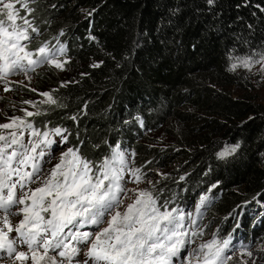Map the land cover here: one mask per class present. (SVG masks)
Returning <instances> with one entry per match:
<instances>
[{
    "label": "trees",
    "instance_id": "trees-1",
    "mask_svg": "<svg viewBox=\"0 0 264 264\" xmlns=\"http://www.w3.org/2000/svg\"><path fill=\"white\" fill-rule=\"evenodd\" d=\"M25 2L31 12L14 10L38 29L29 28L35 48L63 47L57 60L75 71L55 85L57 103L30 118L34 128L67 132L93 169L117 149L139 171L167 169L156 182L160 205L199 221L210 209L222 240L260 243L264 108L224 88L239 59L264 54V0ZM162 130L169 147L147 137Z\"/></svg>",
    "mask_w": 264,
    "mask_h": 264
},
{
    "label": "snow or ice",
    "instance_id": "snow-or-ice-1",
    "mask_svg": "<svg viewBox=\"0 0 264 264\" xmlns=\"http://www.w3.org/2000/svg\"><path fill=\"white\" fill-rule=\"evenodd\" d=\"M18 2L28 9L25 0ZM0 7L6 10V15L0 14V82L6 84L7 76L17 71L27 75L29 69L34 70L44 63L63 67L57 60V53L64 52L63 47L53 52L43 44L35 51L28 50L25 42H31L33 38L29 28L37 34L38 29L26 16L19 17L22 23H17L19 11H13V3L0 0ZM9 90L6 86L5 91ZM41 95L47 98L41 103H57L51 93ZM25 103L36 107L32 101ZM24 111L29 117L40 114ZM0 129H15L7 135L0 133V252L16 261L31 259L33 264H65V261L72 264L81 251L66 243L74 240L86 249V258L78 264H171L172 257L178 256L185 244L183 237L187 236V232L180 231L184 227L183 215L161 211V208L166 209V204L157 206L156 198L146 190L139 191L124 212L117 211L123 203L120 193L136 191L121 185L127 161L118 149L113 151L111 158L96 166L95 171L91 162L79 155L78 149H68L45 175L38 161L45 155L44 147L52 143L48 133L41 134L30 121L19 116L0 124ZM22 129H29L32 136L42 135L43 138L30 142V146L25 145ZM54 131L62 135L60 128ZM13 145L21 150L9 151ZM29 167L31 171L26 170ZM138 172L139 169L133 170L134 175ZM14 176L16 180H13ZM139 180L140 176L136 175V181ZM33 183L39 186L23 191L27 184ZM18 185L20 196L16 193ZM204 199L201 198V204ZM21 205L23 207H19ZM14 208L18 210L13 211ZM106 215L110 219H106ZM10 216L22 218L14 224ZM105 223L107 227H99L94 234L73 231L86 224L100 226ZM13 232L16 236L10 238ZM228 244V240H213L201 244L198 251L190 255H194L197 264L201 259L203 264H226L224 251ZM21 246L27 251L18 250ZM50 251L56 255L49 256ZM58 257L64 259L58 260Z\"/></svg>",
    "mask_w": 264,
    "mask_h": 264
},
{
    "label": "rangeland",
    "instance_id": "rangeland-1",
    "mask_svg": "<svg viewBox=\"0 0 264 264\" xmlns=\"http://www.w3.org/2000/svg\"><path fill=\"white\" fill-rule=\"evenodd\" d=\"M5 2H11L14 4V6L20 4L21 8H24L22 7V4L18 2V0H5ZM13 11L15 12L14 9ZM0 14L6 15V10H3L2 7H0ZM17 23H20L19 17H17ZM35 42V38H32L31 42H25L28 43V50L35 51ZM58 62L62 63V60H58ZM245 62H247V66H245ZM72 71L75 72L74 69H68L64 64L62 68H57L52 63H44L36 66L34 70L29 69L27 71V75L19 71L9 74L7 76L6 84L5 82H0V124L8 123L12 117L19 116L26 119L27 121H30L31 117L38 116H26L24 110L33 113H41L43 110L45 112L52 104L41 103V101L47 99L46 97L42 96L41 93H52L56 84L68 81L66 77H69ZM233 72L236 74V82L233 85H228L224 88V90H229L232 96L236 99L248 98L253 102V104L264 108V54L255 55L250 58L239 59L235 63ZM56 80L58 82H56ZM6 86L10 89L9 91H5ZM25 101L34 102L36 107H33L32 104L25 103ZM260 111L262 110L260 109ZM13 130L15 129H0V133L7 135L9 131ZM21 131L23 132L22 143L25 145L30 146V142H34L43 138L42 135L40 137L32 136L30 134L31 130L29 129H22ZM38 132L41 134L47 132L48 139L52 141L51 145L48 147L41 145V147H44L45 155L38 161L46 175L47 172L60 161L62 153L66 152L68 149H75L73 148V145L68 142L67 132L62 133V135L56 134L54 130H38ZM149 136H155L159 141L164 142V145L162 146L169 147L172 144V139L166 134L165 130L155 134H150L147 137ZM13 149L17 151L21 150L19 146L13 145L9 151H12ZM39 150L40 149H37V151ZM120 152L124 154V158L127 161V166L125 167L123 173L121 185L126 189L136 190L120 193L123 203L119 206L117 211L124 212L127 209L128 204L133 203L137 198L139 191H149L152 193L153 197L156 198L157 180L163 176H171V174L167 169L155 168L151 166L150 168H144L142 171H139L136 174L140 176V180L137 182L136 175L133 174V170L137 169L133 154L126 153L124 151ZM100 164H97L96 166ZM26 170L31 171V168L29 167ZM94 170L95 169H93V171ZM182 177H184V175ZM16 179L17 177L14 176L13 180ZM37 186L39 185L36 183L27 184L23 191L26 192L28 188L34 189ZM16 193L18 196L21 195V189L19 188V185L17 186ZM199 201H201V198L195 203V205ZM156 202L157 206H159L160 204L159 201H157V198ZM28 203H30V201H28ZM163 204L164 203L162 202V205ZM166 206V209L161 208V211L168 210L172 211L173 215H183L184 227L181 228L180 231L187 232V236L183 237L185 244L181 248L178 256L172 257L171 264H189V260H191V264H197V260L194 258V255H190V253L197 252L201 244H206L213 240H217L219 242L224 241L220 236H218L217 227L211 220L213 216L210 217V219L207 218L210 209L205 214H203L199 221L197 220L195 211L190 212L188 209H182L175 205L166 204ZM19 207L23 206L21 205ZM16 210L18 209H13V211ZM44 215L47 216V214ZM21 218L22 216L9 217V219L12 220L14 224L18 223ZM106 219H110V216L106 215ZM190 221H194V223H191ZM211 225L212 229L210 228ZM99 227H107V224L105 223L100 226L86 224L78 229H73V231L90 232L94 234L99 230ZM65 231H68V229H65ZM193 233L196 234L193 235ZM15 236V232L10 234V238ZM261 240L260 243L252 241L247 242L245 245H231L229 241L228 247L224 251V256L227 258L226 264H264V236ZM66 243H70L73 247H77L81 250L80 254L74 257L72 264H78V262H81L86 258L84 255L86 249L84 248L83 244H78L74 240L66 241ZM18 250L27 251L25 246H21ZM249 252L252 253L251 256L248 255ZM53 255H56V252L50 251L49 256ZM200 255L202 257V253ZM63 259L64 258L62 257H58V260ZM0 264H33V262L31 259L25 260L23 262L16 261L11 257H8L6 253L0 252ZM65 264H67V261H65ZM89 264H91V262H89ZM200 264H203L202 259L200 260Z\"/></svg>",
    "mask_w": 264,
    "mask_h": 264
},
{
    "label": "clouds",
    "instance_id": "clouds-1",
    "mask_svg": "<svg viewBox=\"0 0 264 264\" xmlns=\"http://www.w3.org/2000/svg\"><path fill=\"white\" fill-rule=\"evenodd\" d=\"M33 38H36L35 36H32ZM237 244V243H236ZM252 245V244H251Z\"/></svg>",
    "mask_w": 264,
    "mask_h": 264
}]
</instances>
